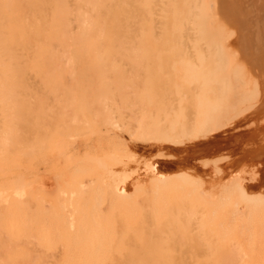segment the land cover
<instances>
[{"label": "rangeland", "instance_id": "rangeland-1", "mask_svg": "<svg viewBox=\"0 0 264 264\" xmlns=\"http://www.w3.org/2000/svg\"><path fill=\"white\" fill-rule=\"evenodd\" d=\"M139 1L138 38L144 37L140 42L142 52L137 55L124 54L123 50L101 53L100 49L89 55L70 54L62 44L49 59V66L31 69L16 67L19 59L3 61L2 67L9 63L12 66L9 64V71H0V81L6 78L11 83L0 86V264H61L68 245L63 242L64 232L72 234L71 241L74 237L76 264L82 263L80 256L93 264L96 263L90 260L92 256L102 264H264V20L259 19H264V5L261 0H254V4L261 2L254 5L256 10L260 4L262 7L256 12L258 15H253V4L246 6L247 11L241 10L247 0L245 5L238 3L242 7L237 13L234 6L239 1L233 0L231 6L230 0H215L220 3L216 5L214 0H207L208 4L204 0L210 12L205 13L206 32L202 39L191 26V38L178 31L180 26L171 18L178 0ZM198 8L194 12L198 13ZM150 9H154L153 13L159 10L160 16L153 14L151 18ZM133 12L135 15L132 8ZM248 14L257 18L251 16L248 21ZM228 15L231 23L238 16L241 23L236 18L237 26L246 20L248 23L239 25L241 31L237 32L235 22V29L231 23L225 24ZM216 25L218 29L229 27L235 37L231 39L228 30H221L225 39L229 35L227 40L222 39V45L223 41L217 39L220 31L215 33ZM245 28L248 33H244ZM235 33L237 37L244 33L245 39L238 42ZM194 37L199 42L188 40ZM252 38L257 39L255 43L259 40L257 48L253 47L255 43L250 44ZM237 42L242 46L237 47ZM150 43L155 45L154 54L147 52ZM212 44L226 47L229 54L219 46L220 52L217 48L216 52L222 56H214ZM119 45L123 47L120 37ZM195 45L205 53L200 48L192 50ZM206 47L215 53L206 54ZM244 53L249 59L247 55L243 58ZM188 54L190 58L194 56L191 65L201 63V68L197 65L199 70L192 71L194 65L186 64L190 60L185 58ZM198 54L211 57H201V62ZM229 55H235L234 61ZM216 57L223 63L221 66L227 67L222 68L219 63L216 66ZM217 67L225 70L219 72ZM196 70L201 76L216 73L218 78L214 74L215 81H211L213 76L207 77L211 82L207 86V78L202 79ZM241 76L249 85L246 81L241 84ZM199 78L206 82L202 87ZM222 80L227 82L226 89L219 83ZM205 85L212 89V97L218 86L216 94L219 96L220 90L224 93L221 100L216 94L214 100L209 95L210 102L206 100L203 94L209 90ZM216 98L217 103L222 102L221 109L213 106L219 109L217 113L210 105ZM206 115L211 121L204 130H198ZM155 164L164 166L161 171L168 178L163 186L156 187L143 172ZM124 172L133 176L124 185L127 196L116 199L111 194V184L115 175ZM236 184H243L245 195H240ZM15 190L24 191V195L15 198ZM44 232L50 233V245L46 244ZM78 237H91L88 245L91 243L93 250L81 246ZM96 238L101 243L99 248L95 246Z\"/></svg>", "mask_w": 264, "mask_h": 264}, {"label": "bare ground", "instance_id": "bare-ground-1", "mask_svg": "<svg viewBox=\"0 0 264 264\" xmlns=\"http://www.w3.org/2000/svg\"><path fill=\"white\" fill-rule=\"evenodd\" d=\"M129 1V0H128ZM157 1V0H156ZM155 1V2H156ZM176 1V0H175ZM201 1V3L199 4V3H197V1L196 0H178V1H176V9L174 10V12H173V16L171 15V18L174 20V22L176 21V23H178V25L180 26V30L178 29V31L180 32V33H182L183 34V32H185V34L186 35H188V36H186V37H188V38H191V37H193L194 36V34H193V36H191V33H190V36H189V27L188 26H191V30H196L197 31V33L199 34V37L200 36H202V39H203V37H204V34H205V32H206V29H205V24H206V18H207V15L205 14L206 13V11H207V9L205 8V4H204V0H200ZM215 1V0H214ZM217 1H220L221 2V0H217ZM217 1H215V2H213V4H215V3H218ZM226 1V0H225ZM225 1H223V2H225ZM229 1V0H228ZM235 1H239V2H236V6H234V7H236L237 9V11L235 12V13H237V12H239V10H240V8L242 7V5H245L243 2L245 1V0H235ZM235 1L233 2V0H230V3H232L231 4V6L232 5H234V3H235ZM241 1V2H240ZM249 1H251L252 2V0H249ZM256 1V0H255ZM254 0H253V3H248V0H247V2H246V5H245V8H247L248 7V5L250 4H253V10H251L250 8V10L253 12L254 10H255V13L256 12H260L261 10H260V7H262L263 5H264V0H261V2H262V6H261V4H260V6H258L259 7V10H256V9H258V8H256L254 5L256 4H259V3H261V2H259V3H255L254 4V2H255ZM258 1H260V0H258ZM139 0H130L129 2H127L126 0H0V71L1 72H4L5 70H7V71H9L10 70V68H9V64H7V67H2V63H3V61L7 58V59H12V58H15V59H19L20 61H23V62H18V63H16V64H14L16 67H30L31 69H33V68H36V67H44V66H49L50 65V62H49V59L52 57V55H54V53L55 52H57L58 50H59V48H60V46L62 45V44H65L66 45V48H67V50H66V52L67 53H70V54H74V53H82V54H87V55H89V54H93V53H95V52H97L99 49H100V52L101 53H109V52H113V53H119V52H122V50H123V52L122 53H124V54H130V55H137V54H139V52H142V51H140L141 50V48H140V42L143 40V37L144 36H141V38L139 39L138 38V36H139V29H138V24L139 23H137L138 21V19H137V11L139 10L137 7H138V4H139ZM257 2V1H256ZM157 3H158V1H157ZM168 3V2H167ZM197 3V4H196ZM206 4H208V2H207V0H206V2H205ZM222 3V2H221ZM242 4L241 5V7H240V5L239 4ZM248 3V4H247ZM154 4V3H153ZM192 4H193V7H192ZM218 4H220V3H218ZM198 5H201L199 8H198ZM216 5V4H215ZM228 5V4H227ZM239 5V7H237ZM157 6V5H156ZM221 6V5H220ZM220 6H217V7H220ZM223 6V5H222ZM226 6V5H225ZM229 6H230V4H229ZM231 6L229 7L230 9H229V11H228V13L229 12H231L230 10H231ZM247 6V7H246ZM155 7V6H154ZM216 6H214L213 8H215ZM250 7V6H249ZM251 7V8H252ZM132 8H133V11H135L136 13H135V15H134V12L132 13ZM196 8H198V9H200L199 10V12L198 13H196V12H194V10H197ZM245 8H244V6L241 8V10L242 11H247L248 10V8L245 10ZM256 8V9H255ZM262 8H264V7H262ZM261 8V9H262ZM222 9V8H221ZM226 9V8H225ZM225 9H224V11H225ZM244 9V10H243ZM152 10H154V9H152ZM152 10L150 9V14H151V18H153V16L154 15H157V17H159L160 15H158V11H157V13L154 11V13L152 12ZM213 10V9H212ZM228 10V9H227ZM227 10H226V14H227ZM250 10L248 11V13L249 14H251L250 13ZM141 11V10H140ZM145 11V10H144ZM146 12V11H145ZM210 12V11H209ZM209 12L207 11V13L209 14ZM221 12H222V10H221ZM126 13H128V15H127V18H126V16H125V14ZM217 13H218V11H217ZM241 13V12H240ZM244 12H242V14H243ZM254 13V12H253ZM142 14V13H141ZM144 15H145V13H143ZM142 14V15H143ZM154 14V15H153ZM248 14V16L246 15L245 17H248V19L247 18H245L244 17V19L246 20H248L249 21V19H252V18H257V16H253V15H258L257 13L256 14H253V15H249ZM213 15H216L215 13H213ZM212 14H211V17L213 16ZM239 15V14H238ZM241 15V14H240ZM244 15V14H243ZM123 16H124V23H123ZM140 16V14L138 15V17ZM224 16H225V14H224ZM251 16H253L252 18H251ZM144 18H145V16H143ZM168 17V16H167ZM209 17H210V15H209ZM214 17V16H213ZM241 17V16H240ZM264 17V16H263ZM201 19V21H199L198 20V22H197V19ZM219 18V17H218ZM229 18V19H228ZM236 18L238 19V16H236L235 17V20H236ZM242 18V17H241ZM262 19V20H264L261 16L259 17V19ZM127 19H128V22H127ZM169 19V18H168ZM227 21L225 20V17H224V20L226 21L225 22V24H227L228 25V23H231V21H230V16L228 15L227 16ZM145 20V19H144ZM209 20V19H208ZM219 20V19H218ZM222 20V19H221ZM224 20H223V22H224ZM235 20H234V22H235ZM240 19H238V22H240L241 23V21H239ZM242 21H243V19H241ZM246 20V21H247ZM256 20H258V19H256ZM147 21V20H146ZM178 21V22H177ZM215 21V20H214ZM228 21H230V22H228ZM246 21H244V22H242V25L244 24L245 25V22ZM248 21H247V23H248ZM251 21V20H250ZM253 21V20H252ZM259 21V20H258ZM139 22H140V20H139ZM202 22H205V23H202ZM222 22V23H223ZM233 22V19H232V23H234ZM236 22H237V20H236ZM235 22V24H236V28L238 27V30H236L237 32H239V30L241 29L240 27L242 26V25H240V27H239V25L237 26V23ZM253 22H255V20L253 21ZM253 22H249V23H251V24H253ZM260 22V21H259ZM127 23H128V29H127ZM212 23H213V21H212ZM215 23V22H214ZM221 23V24H222ZM231 23V24H232ZM143 23L141 22V25H142ZM150 24V23H149ZM225 24H224V26H225ZM258 24V23H257ZM257 24H255V25H257ZM151 25V24H150ZM168 25V24H167ZM220 25V24H219ZM232 25H234V24H232ZM247 25V24H246ZM169 26V25H168ZM231 26V25H230ZM248 26H251V25H248ZM259 26V25H258ZM261 26V25H260ZM259 26V27H260ZM218 25H216V32L215 33H217V30L218 31H220V32H218V33H220V34H218V41H219V39L221 40V41H223V40H227L228 39V34H226V33H230V35L232 34V33H234V32H232V31H230L229 32V27L228 28H225L226 30H228V32H226L225 34L226 35H228L227 36V39H225L224 38V36H222L224 33V31L222 32L221 30H223L222 29V27H221V29L219 28L218 29ZM233 27V26H232ZM231 27V28H232ZM263 27V26H262ZM145 28V27H144ZM250 28V27H249ZM249 28L247 29V30H249ZM146 29V28H145ZM144 29V30H145ZM158 29V28H157ZM214 29V28H213ZM214 29V30H215ZM224 29V30H225ZM234 29H235V25H234ZM242 29H243V27H242ZM250 29H252V28H250ZM125 30H127L126 32H125ZM190 30V31H191ZM225 30V31H226ZM233 30V29H232ZM252 30H254V29H252ZM263 30H264V28H263ZM235 31V32H236ZM241 31V30H240ZM222 32V33H221ZM232 32V33H231ZM236 32V33H237ZM243 32V31H242ZM242 32H240V33H242ZM253 31H249V33H252ZM235 33V35H236V37H237V34ZM244 33H248V32H246V28H245V30H244ZM243 33V34H244ZM154 34V33H153ZM153 34H152V36H153ZM222 34V35H221ZM241 35L240 36V34H238V37H237V39H238V42L241 40V38H243V39H245V37H242V36H244V35ZM255 34V33H254ZM195 35H197V34H195ZM226 35H225V37H226ZM246 35V34H245ZM264 35V34H263ZM152 36H149V38H150V40H152L153 39V37ZM174 36V35H173ZM172 36V37H173ZM247 36V35H246ZM253 36V38H256V37H254V35H252ZM119 37L121 38V39H123V47L121 48V46L119 45ZM229 37H231V39H232V37H235L234 36V34L233 35H231V36H229ZM248 37H250V39H251V36L249 35V36H247V38ZM175 38V37H174ZM181 38H183V36L181 37ZM246 38V39H247ZM253 38H252V40H253ZM183 39H185V37L183 38ZM202 39H200V42L201 41H203ZM209 39V38H208ZM223 39V40H222ZM240 39V40H239ZM186 40V39H185ZM184 40V41H185ZM189 41H192V40H196L195 39V37H194V39L192 38L191 40L190 39H188ZM236 40V39H235ZM248 40V39H247ZM255 40H257V39H254L253 40V42L252 43H250V44H253L254 45V41ZM260 40H262V39H260ZM109 41L111 42V44L109 43ZM197 42H199V40H196ZM213 41V40H212ZM229 41H231L230 39H229ZM243 41V40H242ZM263 41V40H262ZM148 42V41H147ZM217 42V41H216ZM238 42H237V47H238V45H240V43L238 44ZM249 42H250V40H249ZM195 43V42H194ZM206 43V42H205ZM215 42L213 41V44H214ZM227 43V42H226ZM260 43H261V41H260ZM152 43H150V49L148 48L147 49V52H150V53H153V52H155L156 53V51H155V45L153 44V45H151ZM187 44V43H186ZM192 44V43H191ZM196 44V43H195ZM213 44H212V46H213ZM225 44V41H223L222 42V45H224ZM229 44V43H228ZM243 44V43H242ZM242 44L240 45V46H242ZM246 44V42L244 43V45ZM157 45V44H156ZM176 45H177V43H176ZM183 45H184V43H183ZM197 45V44H196ZM195 45V46H196ZM222 45H218V47L220 48V49H222L223 48V46ZM255 45L256 46H253V47H258L259 46V40L258 41H256V43H255ZM144 46V45H143ZM152 46H154V48L152 49L151 47ZM185 46H187V45H185ZM184 46V47H185ZM195 46H193V47H195ZM200 46V45H199ZM215 46V47H214ZM213 47L215 48V52H216V50L218 49L219 50V52H220V49L218 48V47H216L217 45H214ZM230 46V45H229ZM239 46V48H241ZM247 46V45H246ZM192 47V50H196V51H199L198 50V48H200V47H197L196 46V48H193ZM183 48V47H182ZM207 48H209V47H206V49L205 50H207ZM210 48H212L211 46H210ZM217 48V49H216ZM224 48H226V47H224ZM223 48V49H224ZM235 48V47H234ZM233 48V49H234ZM238 48V49H239ZM248 48H250V46L248 47ZM247 48V50H249ZM160 49V48H159ZM201 49V48H200ZM203 49V48H202ZM201 49V51L200 52H204L205 53V51H203ZM213 49V48H212ZM232 49V50H233ZM253 49H255V48H253ZM252 49V50H253ZM156 50H157V48H156ZM162 50V49H161ZM194 50V51H195ZM227 50V49H226ZM225 49H224V52L226 51ZM231 50V49H230ZM242 50V49H241ZM240 51V50H239ZM250 51H251V48H250ZM111 52V53H112ZM146 52V51H145ZM188 52V51H187ZM191 52V51H190ZM208 52H211V49H210V51L209 50H207V52H206V54H210V53H208ZM212 52H214V50H212ZM211 52V53H212ZM214 52V53H215ZM212 53L211 55H213L214 54V56H222V53L220 54V53ZM235 52V51H234ZM252 52V51H251ZM193 53V52H192ZM201 53V54H202ZM229 54V52L228 51H226V55H228ZM231 53V52H230ZM240 53V52H239ZM242 53H243V51H242ZM246 53V52H245ZM244 53V54H245ZM154 54V53H153ZM186 54V53H185ZM205 54V55H206ZM233 54V53H232ZM180 55V54H179ZM190 54H188L187 56L189 57H185L186 58V60L187 59H190V60H187L186 62V64L188 65V63L190 64V61H191V59L192 60H194L193 59V55H191V57L192 58H190V56H189ZM194 55H195V52H194ZM204 55V54H203ZM203 55H196V56H199L200 57V61L201 62H203L202 61V58L204 59V58H206V57H202ZM211 55L210 56H208V57H211ZM235 55H237L238 56V54H236V52H235ZM235 55L233 56V55H229V57L230 58H233V61H234V57H235ZM247 54H245V55H242L243 56V58H244V56H246ZM126 56V55H125ZM152 56H154V55H152ZM236 56V58H238ZM130 57V56H129ZM199 57L197 58L198 60V62H200L199 61ZM202 57V58H201ZM216 57V58H217ZM247 57H248V55H247ZM132 58V57H131ZM182 58V57H181ZM251 58V57H250ZM255 58V57H254ZM154 59V58H153ZM208 59V58H207ZM218 59V62L216 63V66L218 65V63L220 64L219 66L220 67H222V68H224V66H226V64L224 65V66H221V65H223V63L221 62V60L219 61V58H217ZM216 59V60H217ZM220 59H222V58H220ZM241 59V58H240ZM248 59H249V57H248ZM247 60V59H246ZM256 60V59H255ZM26 61V62H25ZM189 61V62H188ZM196 61V60H195ZM252 61V60H251ZM251 61L249 62V63H251ZM136 62V61H135ZM192 62V61H191ZM194 62V61H193ZM238 62H241V61H239L238 60ZM243 62V61H242ZM241 62V63H242ZM254 62H256V61H254ZM141 63V62H140ZM154 63V62H153ZM163 63H164V61H163ZM199 65L201 64V63H198ZM197 64V65H198ZM236 64V63H235ZM238 64V63H237ZM236 64V65H237ZM11 65V64H10ZM165 64H163L161 67H163ZM168 65H169V63H168ZM167 65V66H168ZM191 65V64H190ZM192 65H194L193 67H191L192 68V71H194V69H198L197 67H199V66H197V65H195V62H194V64H192ZM191 65V66H192ZM12 66V65H11ZM128 66V65H127ZM130 66V65H129ZM136 66V65H135ZM134 66V67H135ZM166 66V67H167ZM201 66L202 65H200V68H201ZM229 66V65H228ZM133 67V66H132ZM133 67V68H134ZM227 67V66H226ZM249 67V66H248ZM52 67H48L47 69H51ZM132 68V69H133ZM143 68V67H142ZM155 68V67H154ZM153 68V69H154ZM165 67H163L162 68V70L164 69ZM212 68V67H211ZM217 68H219V67H217ZM231 68V67H230ZM233 68V67H232ZM239 68V67H238ZM245 68V67H244ZM139 69V68H138ZM168 69H169V67H168ZM242 69V68H241ZM155 70V69H154ZM165 70V69H164ZM189 70V69H188ZM199 70V69H198ZM198 70H196V71H198ZM204 70V69H203ZM206 70H208V69H206ZM221 70H225V69H218V71L220 72ZM252 70V69H251ZM187 74V76H188V72L186 71V69L184 70ZM190 71V70H189ZM202 71V70H201ZM214 71V68L212 69V72ZM217 71V72H218ZM191 72V71H190ZM200 71H198V73H199ZM209 72H210V70H209ZM218 72V73H219ZM234 72V71H233ZM242 72V71H241ZM138 73H139V71H138ZM166 73H168V71L166 72ZM171 73V72H170ZM192 73V72H191ZM197 72H196V74L197 75H199V76H201V74L199 73L198 74ZM206 73H208V72H206ZM222 73V72H221ZM243 73V72H242ZM169 74V73H168ZM168 74H166V75H168ZM194 74V73H193ZM209 74V73H208ZM214 73H212V75H209V76H213V77H211V78H213L211 81H215V77L216 78H218L217 76V74L215 73L214 75H215V77H214V75H213ZM238 74V73H237ZM241 74V73H240ZM256 74V73H255ZM138 75H140V74H138ZM163 75H165V74H163ZM191 76H192V74H190ZM217 75V76H216ZM190 76V77H191ZM205 76V78H210L209 76H206V75H204ZM204 76H201V78L203 79L204 78ZM233 76V75H232ZM190 77H189V79H190ZM249 77V76H248ZM252 77V76H251ZM161 78V77H160ZM192 78H193V76H192ZM195 78V77H194ZM201 78H199V82H201ZM208 78H207V80H205V81H207V84H206V82L204 81V82H201V84L200 83H196V86L198 85V84H200V86L201 85H203V83H205L207 86H208V82H209V84H211V82H210V80H208ZM210 78V79H211ZM241 78V80H240V82H241V84L243 83V81H246V80H244V79H242V76L240 77ZM254 78V77H253ZM230 79V78H229ZM165 80V79H164ZM187 80H188V78H187ZM217 81H219V79H216ZM249 80V79H248ZM190 81V80H189ZM192 81V80H191ZM160 82V81H159ZM167 82V81H166ZM168 82H169V80H168ZM198 82V81H197ZM223 82H224V84L225 85H223ZM229 82H231V81H229ZM247 82V81H246ZM246 82L244 83V85H247L248 84V82H247V84H246ZM255 82V81H254ZM142 83V82H141ZM141 83H139V84H141ZM162 83V82H161ZM190 83V82H189ZM192 84H193V82H191ZM215 83L216 82H214V85H215ZM219 83H221L222 84V88H224L223 86H225V89L227 88V86H226V83L227 82H225V81H220ZM235 83V82H234ZM264 83V82H263ZM136 84H137V82H136ZM156 84V83H155ZM232 84V83H231ZM240 84V83H239ZM11 85V83L9 84L8 83V80L6 79V78H4L3 80H1L0 81V86H2V87H7V86H10ZM206 85L204 86V87H206ZM217 85V84H216ZM249 85V84H248ZM250 85H253V84H251L250 83ZM170 87V86H169ZM202 87V86H201ZM213 87H215V86H213ZM247 87V86H246ZM250 87V86H249ZM248 87V88H249ZM251 87H254V86H251ZM162 88V87H161ZM160 88V89H161ZM192 88V87H191ZM193 88H195L194 86H193ZM198 88H200V87H198ZM206 88H208V90L209 89H211L210 87H206ZM216 91H215V88H213L214 89V91L215 92H213V93H215L216 94V92H218L219 90H218V86H216ZM256 88V87H255ZM202 89V92L204 93V91L203 90H205V89H203V88H201ZM220 89V88H219ZM225 89L223 90V91H225ZM228 89H230L229 88V85H228ZM233 89H235L234 87H233ZM244 89V88H243ZM254 89V88H253ZM162 90V89H161ZM192 90H194V89H192ZM191 90V91H192ZM200 90V89H199ZM212 90V89H211ZM211 90H209V91H207L206 92V90H205V92L206 93H204L203 95V97L206 99V100H208L209 101V99H208V95L210 94V91ZM255 90V89H254ZM258 90V88L255 90V91H257ZM183 91H185V90H183ZM191 91H190V93H191ZM221 92H220V94H219V96L216 94V96L219 98V100H218V98H216L215 99V102L213 103V101H212V104H210V103H208L207 101L205 102V103H207V105H211L212 106V108L214 109V110H212V111H215V113H217V110L219 111V109H216V108H220V104L222 103V102H219V103H217L218 101H220L221 100V97H222V95L224 94L223 92H222V90H220ZM233 91V90H232ZM137 92V91H136ZM237 92V91H236ZM259 92V91H258ZM212 93V94H213ZM238 93V92H237ZM241 93V92H240ZM185 94V93H184ZM183 94V95H184ZM196 94V93H195ZM215 94H213L214 96H215ZM226 94V93H225ZM229 94H230V91H229ZM233 94V93H232ZM254 94V93H253ZM157 95V94H156ZM186 96L187 95H189V94H185ZM191 95V94H190ZM243 95V94H242ZM251 95V94H250ZM259 95V94H258ZM213 96V97H214ZM215 96V97H216ZM221 96V97H220ZM225 96V95H224ZM223 96V98H225ZM227 96V95H226ZM234 96V95H233ZM232 96V97H233ZM253 96V95H252ZM188 97V96H187ZM213 98L211 95H209V98ZM228 97H230V96H228ZM240 97H242V96H240ZM240 97H238V98H240ZM256 97V96H255ZM259 97V96H258ZM257 97V98H258ZM180 98H182V91H181V96H180ZM186 98V97H185ZM190 98V97H189ZM188 98V99H189ZM192 98V97H191ZM237 98V97H236ZM235 98V99H236ZM172 99H173V96H172ZM184 99V98H183ZM225 99H227V98H225ZM234 98H232V100H233ZM213 100H214V98H213ZM218 100V101H217ZM244 100V99H243ZM257 100V99H256ZM255 100V101H256ZM186 101V100H185ZM190 101V100H189ZM205 101V100H204ZM227 101V100H226ZM173 102H174V100H173ZM210 102V101H209ZM204 103V102H203ZM203 103H200L199 105H202ZM233 103V102H232ZM240 104H242L241 103V100H240V102H239ZM244 103V102H243ZM257 103V102H256ZM186 104H188V102L186 103ZM189 104H190V102H189ZM188 104V105H189ZM193 104V103H192ZM214 104H216L215 106H216V108L215 107H213L214 106ZM219 106H218V105ZM236 104V103H235ZM228 105H229V103H228ZM173 106V105H172ZM130 107V106H129ZM191 107H193V106H191ZM261 107H262V105H261ZM132 108V107H131ZM172 108H174V107H172ZM223 108H225V107H223ZM255 108H256V106H255ZM216 109V110H215ZM221 109V108H220ZM233 109H234V107H233ZM254 109V108H253ZM252 109V110H253ZM173 110V109H172ZM231 110H232V106H231ZM230 110V111H231ZM258 110V109H257ZM131 111V110H130ZM174 111H175V109H174ZM255 111V110H254ZM137 112V111H136ZM184 112V111H183ZM249 112V111H248ZM152 113V112H151ZM165 113H167V112H165ZM186 113V112H185ZM214 113V114H215ZM130 114V113H129ZM210 114H213V112H210ZM240 114V113H239ZM134 115V114H133ZM184 115V114H183ZM227 115V114H226ZM246 115V114H245ZM224 116V115H223ZM131 117V116H130ZM160 117H161V115H160ZM184 117H186L185 115H184ZM134 118V117H133ZM189 118H191V117H189ZM137 119V118H136ZM211 117H209V115H206V117H204V119L203 120H201V122L199 123V127H198V130H204V128H205V126L208 124V122H210L211 121ZM240 119V118H239ZM160 120H161V118H160ZM188 120V119H187ZM190 121L191 120H193L192 118L191 119H189ZM238 120V119H237ZM190 121H189V124H190ZM213 121V120H212ZM185 122H186V119H185ZM188 122V121H187ZM260 122V121H259ZM186 124V123H185ZM189 124H188V126L187 127H189ZM233 124V123H232ZM187 125V124H186ZM218 125V124H217ZM161 126V125H160ZM209 126H210V124H209ZM143 127V126H142ZM163 127V126H162ZM161 127V128H162ZM221 127H222V125H221ZM161 128H160V130H161ZM191 128V127H190ZM213 128V127H212ZM216 128V127H215ZM254 128V127H253ZM252 128V129H253ZM207 129H208V131H209V129H210V127L208 128V126H207ZM217 129V128H216ZM219 129H221V128H219ZM186 130V129H185ZM184 130V131H185ZM151 131V130H150ZM186 131H188V129L186 130ZM190 131V133H191V129L189 130ZM214 132V131H213ZM152 133V132H151ZM218 133V132H217ZM145 134V133H144ZM178 134V133H177ZM188 134H189V132H188ZM191 135V134H190ZM213 135V134H212ZM212 138V137H211ZM165 140V139H164ZM221 142V141H220ZM199 144V143H198ZM197 145V144H196ZM163 146V145H162ZM161 147V146H160ZM168 147V146H167ZM166 147V149H168ZM159 148V147H158ZM162 148V147H161ZM188 148V147H187ZM191 148V147H190ZM154 149V148H153ZM152 149V150H153ZM139 150V149H138ZM158 150V149H157ZM140 151V150H139ZM193 151V150H192ZM151 152V151H150ZM191 152V151H190ZM149 154H151V153H149ZM225 154V153H224ZM134 155V154H133ZM137 155H135L134 157H136ZM146 157H147V155H146ZM222 157H224V156H222ZM263 156H261V158H262ZM91 158V157H90ZM130 158V157H129ZM150 158V157H149ZM219 158V157H218ZM221 158V157H220ZM180 159V158H179ZM92 160V159H91ZM210 160V159H209ZM216 160H218V159H216ZM93 161V160H92ZM224 161V160H223ZM94 162H96V161H94ZM152 162V161H151ZM154 162V161H153ZM177 162H179V161H177ZM229 162V161H228ZM99 163V162H98ZM169 163V162H168ZM214 164V163H213ZM223 164H225V163H223ZM163 165V164H162ZM177 165V164H176ZM179 165H181V163L179 164ZM146 166V165H145ZM149 168H147V166H146V168H147V170L146 169H144L143 170V172L144 171H146L147 172V175H148V177L150 178V182H152V183H154V185L157 187V186H160V185H162L163 186V184H165L166 182H167V178L168 177H166V175L164 174V173H162V171H161V167H164V166H158V164H155V165H151V166H148ZM220 167V166H219ZM257 167H259V166H257ZM176 168V170H177V167H175ZM174 168V169H175ZM179 168H181L180 166L178 167V169ZM187 168V167H186ZM218 168V167H217ZM172 169V168H171ZM245 169V168H244ZM255 169V168H254ZM192 170V169H191ZM246 170V169H245ZM253 170V169H252ZM130 171V170H129ZM128 171V172H129ZM134 171V170H133ZM169 171V170H168ZM195 171V170H194ZM219 171V170H218ZM128 172H124L123 174H117V176L115 175V177L113 178V183L111 184V194H112V196H114L116 199H121V198H125L126 196H127V194H126V192L124 191V185H125V183H126V181H127V179H129L128 177H132L133 175H131V173L129 174ZM131 172V171H130ZM171 172H173V171H171ZM211 173H212V170L210 171ZM243 172V171H242ZM241 172V173H242ZM248 172H250V171H248ZM252 172V171H251ZM142 173V172H141ZM177 173V172H176ZM175 173V174H176ZM180 173V172H179ZM187 173V172H186ZM189 173V172H188ZM192 173V172H191ZM202 173V172H201ZM219 173H223L222 171L221 172H219ZM238 174H239V172H237ZM237 173H235L236 175H237ZM244 173V172H243ZM129 174V175H128ZM132 174H133V172H132ZM144 174H145V172H144ZM173 174V173H172ZM172 174H169V178H170V176L172 175ZM207 174V173H206ZM205 174V175H206ZM250 174V173H249ZM119 175V176H118ZM128 175V176H127ZM177 175V174H176ZM176 175H173V177H175ZM179 175H183V174H179ZM179 175H177V176H179ZM204 175V176H205ZM224 175V174H223ZM235 175V176H236ZM245 175V174H244ZM229 176V175H228ZM242 177H243V175H241ZM247 176V175H246ZM130 177V178H131ZM172 177V176H171ZM180 177V176H179ZM178 177V178H179ZM186 177V176H185ZM213 177V176H212ZM230 177V176H229ZM256 177H257V175H256ZM183 178H184V176H183ZM232 178V177H231ZM236 178H239V176L238 177H236ZM244 178H245V176H244ZM250 178V177H249ZM175 179H177L176 177H175ZM235 179V178H234ZM254 179V178H253ZM257 179V178H256ZM255 179V180H256ZM195 180H196V178H195ZM214 180V179H213ZM250 180V179H249ZM253 181V180H252ZM184 182H186V181H184ZM216 182V181H215ZM238 183V182H237ZM254 183V182H253ZM257 183V182H256ZM241 184V183H240ZM193 185V184H192ZM218 185V184H217ZM243 185V184H242ZM242 185H237L236 184V189L239 191V193H240V195H245V191H244V189L242 188ZM207 186V185H206ZM208 187V186H207ZM211 186H209V188H210ZM217 187V186H216ZM255 187V186H254ZM257 187V186H256ZM161 188V187H160ZM195 188V187H194ZM206 188V187H205ZM161 189H163V188H161ZM233 189V188H232ZM249 189V188H248ZM253 189V188H252ZM255 189V188H254ZM257 189V188H256ZM255 189V190H256ZM160 190V189H159ZM261 190V189H260ZM263 190V189H262ZM261 190V191H262ZM234 191V190H233ZM264 191V190H263ZM262 191V192H263ZM209 193H210V191H208ZM235 192V191H234ZM261 192V193H262ZM258 193H259V191H258ZM205 194V193H204ZM206 194H207V192H206ZM24 195V191H22V190H15L14 191V197L15 198H21L22 196ZM209 195V194H208ZM255 195V194H254ZM257 195V194H256ZM262 195V194H261ZM205 196V195H204ZM199 197V196H198ZM206 198H207V196H205ZM209 197V196H208ZM227 197V196H226ZM246 198V197H245ZM159 199H161V198H159ZM256 199V198H255ZM15 200V199H14ZM210 200V199H209ZM240 200V199H239ZM251 197H250V199H249V201L251 202ZM245 201V200H244ZM255 201V200H254ZM256 201H257V199H256ZM198 202H199V200H198ZM197 202V203H198ZM238 202V201H237ZM250 202H248V203H250ZM260 202V201H259ZM167 203V202H166ZM200 203V202H199ZM198 203V204H199ZM245 203H246V201H245ZM198 204H197V206H198ZM201 204V203H200ZM247 204V203H246ZM165 205V204H164ZM201 206V205H200ZM167 207V206H166ZM237 207V206H236ZM243 208V207H242ZM242 208H241V210H242ZM161 209H163V208H161ZM160 209V210H161ZM251 209H254V207L253 208H251ZM164 211V210H163ZM253 212V211H252ZM165 214H167V212L165 213ZM165 214H164V216H165ZM169 214V213H168ZM167 214V215H168ZM205 214V213H204ZM163 216V217H164ZM170 216V215H169ZM175 219V218H174ZM173 220V219H172ZM175 220H177L178 221V219H175ZM175 221L173 220V223H174ZM179 222V221H178ZM173 226H176V224H174ZM178 227V226H177ZM159 228H161V226L159 227ZM180 228V227H179ZM157 230H160V229H158L157 228ZM63 235L65 234V238H64V240H63V242L66 244V243H68V245H65V249H66V251H67V254H65L64 255V257H63V262L61 263V264H76V260H77V255H76V251H75V247H74V244H72L73 242H75V241H73V238H72V241L70 240V237H71V235L72 234H70V233H67V232H64V233H62ZM66 234L68 235V237H66ZM43 235H44V239H45V241H46V244L47 245H50L53 241L51 240V236H50V233H48V232H44L43 233ZM70 236V237H69ZM76 238V237H75ZM78 239V242H79V244H81V246H83V247H88L89 249L92 247V249L91 250H93V245H91V243L88 245V242H89V240H92V238L91 237H78L77 238ZM100 241L96 238V240H95V246H97L98 248L100 247ZM90 246V247H89ZM80 259H81V262L82 263H80V264H93V263H86V262H84L85 261V259L82 257V256H80ZM95 260V262L94 263H96V264H102L101 263V261H99L98 259H96L95 257H93L92 256V258L90 257V260ZM89 260V262H92V261H90Z\"/></svg>", "mask_w": 264, "mask_h": 264}]
</instances>
